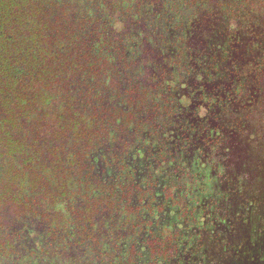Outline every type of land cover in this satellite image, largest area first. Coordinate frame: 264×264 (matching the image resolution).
I'll use <instances>...</instances> for the list:
<instances>
[{
	"label": "trees",
	"instance_id": "obj_1",
	"mask_svg": "<svg viewBox=\"0 0 264 264\" xmlns=\"http://www.w3.org/2000/svg\"><path fill=\"white\" fill-rule=\"evenodd\" d=\"M239 65L264 80V0H0V212L41 235L23 264H183L231 179L167 129L187 84Z\"/></svg>",
	"mask_w": 264,
	"mask_h": 264
},
{
	"label": "flooded vegetation",
	"instance_id": "obj_2",
	"mask_svg": "<svg viewBox=\"0 0 264 264\" xmlns=\"http://www.w3.org/2000/svg\"><path fill=\"white\" fill-rule=\"evenodd\" d=\"M239 67L210 73L179 96L175 157L195 170L202 162L204 170L224 173L220 180L230 174L218 190L232 216L193 239L194 247L178 255L183 264H264V80Z\"/></svg>",
	"mask_w": 264,
	"mask_h": 264
},
{
	"label": "rangeland",
	"instance_id": "obj_3",
	"mask_svg": "<svg viewBox=\"0 0 264 264\" xmlns=\"http://www.w3.org/2000/svg\"><path fill=\"white\" fill-rule=\"evenodd\" d=\"M235 58L240 59L241 54H236ZM193 84L192 81L183 88V96H187V92L193 89ZM167 134L170 137L169 144L172 146L171 150L175 156L178 153L177 128H168ZM0 153L2 156V152ZM133 163L135 168L145 170L150 165L148 153L134 157ZM2 172L3 170L0 166V176ZM17 209V205L8 199H5L1 205L0 235L1 237L4 235L3 237L8 238L12 244L11 253L9 252L8 255H5V251L2 250V253L0 252V264H23V258L28 256L29 251L34 250L37 242L41 240L40 229L38 230L37 224L32 219L20 218Z\"/></svg>",
	"mask_w": 264,
	"mask_h": 264
}]
</instances>
